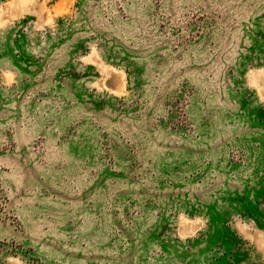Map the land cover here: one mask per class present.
Wrapping results in <instances>:
<instances>
[{
    "label": "rangeland",
    "instance_id": "1",
    "mask_svg": "<svg viewBox=\"0 0 264 264\" xmlns=\"http://www.w3.org/2000/svg\"><path fill=\"white\" fill-rule=\"evenodd\" d=\"M0 264H264V0H0Z\"/></svg>",
    "mask_w": 264,
    "mask_h": 264
}]
</instances>
